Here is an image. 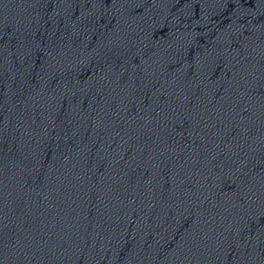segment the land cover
Returning a JSON list of instances; mask_svg holds the SVG:
<instances>
[{
	"label": "water",
	"instance_id": "95a60500",
	"mask_svg": "<svg viewBox=\"0 0 264 264\" xmlns=\"http://www.w3.org/2000/svg\"><path fill=\"white\" fill-rule=\"evenodd\" d=\"M0 264H264V0H0Z\"/></svg>",
	"mask_w": 264,
	"mask_h": 264
}]
</instances>
